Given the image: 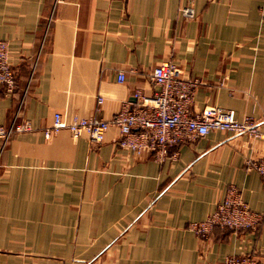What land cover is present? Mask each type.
Masks as SVG:
<instances>
[{
    "label": "crops",
    "instance_id": "obj_1",
    "mask_svg": "<svg viewBox=\"0 0 264 264\" xmlns=\"http://www.w3.org/2000/svg\"><path fill=\"white\" fill-rule=\"evenodd\" d=\"M185 4L194 19L179 16ZM262 5L0 0V40L17 73L13 94L0 85V125L17 118L33 126L0 148V264H223L235 254L264 261V220L255 232L216 231L208 240L188 229L232 184L264 215V182L247 168L264 156V140L213 131L171 148L159 163L121 149L115 126L101 144L69 129L45 137L58 113L68 124L110 121L136 103V91L152 96L151 74L169 59L204 82L194 113L232 110L264 133Z\"/></svg>",
    "mask_w": 264,
    "mask_h": 264
},
{
    "label": "built area",
    "instance_id": "obj_2",
    "mask_svg": "<svg viewBox=\"0 0 264 264\" xmlns=\"http://www.w3.org/2000/svg\"><path fill=\"white\" fill-rule=\"evenodd\" d=\"M262 1L261 18L264 23V0ZM179 16L184 20L194 19V7L191 4L182 5ZM125 78L124 72L119 71V82H124ZM151 80L158 90L152 96L136 91V103L125 105L110 121L76 119L68 124L58 113L53 127L45 131V137L49 138L53 132L69 129L75 138L87 134L91 141L101 144L108 129L115 126L120 132L116 143L121 149L128 150L134 156L150 153L159 163L167 160L171 148L205 138L213 131L264 140L260 123L251 116L237 119L234 111L214 106L194 113L195 98L204 82L199 78L185 77L173 60L163 61L156 66ZM16 83L17 73L10 61L9 44L0 40V85L4 87L6 94L11 95L15 92ZM102 101L99 98V104ZM31 131L33 126L30 121L19 122L17 118L9 127L0 125L1 150L7 147L15 135ZM247 168L257 171L264 182V156L249 160ZM263 220L264 215L251 210L243 199L241 189L232 184L227 187L225 197L218 203L215 211L203 221L190 223L188 229L200 239L208 240L216 231L255 232ZM223 264H264V261L255 254H235L227 256Z\"/></svg>",
    "mask_w": 264,
    "mask_h": 264
}]
</instances>
